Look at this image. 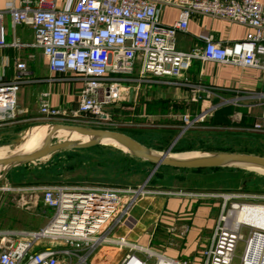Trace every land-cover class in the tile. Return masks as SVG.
Masks as SVG:
<instances>
[{
	"label": "built area",
	"instance_id": "obj_1",
	"mask_svg": "<svg viewBox=\"0 0 264 264\" xmlns=\"http://www.w3.org/2000/svg\"><path fill=\"white\" fill-rule=\"evenodd\" d=\"M44 3L48 6L42 7ZM165 6L179 10L177 20L169 26L158 22V14ZM192 14L237 23L248 31L242 40L231 44H221L206 34L201 48L178 51L175 36L186 32ZM5 15L13 29L24 26L31 30L30 43H22L16 37L7 42ZM7 47L39 50L52 76L82 83L74 112L107 118L105 107L122 99L128 89L123 83L174 84L175 78L181 77L194 59L264 69V3L261 0H66L56 5V0H8L0 10V126L16 119L20 88L40 81L32 76L23 60H15L7 73L8 65L1 59ZM39 109L48 118L63 115L58 108L44 102L39 104ZM204 114L195 119L184 116L185 127L201 120ZM251 130L264 133V114ZM37 189L41 190L43 202L52 215L39 231L27 233L30 239L0 231V264H57L59 253H69L52 247L32 250L33 242L38 239L62 240L76 248L89 242L91 247L100 243L105 231L125 211V202L118 194L132 192L74 185ZM243 207L232 205V212L235 214ZM223 209L224 204L198 264H232L239 242L242 248L238 264H264V229L242 222L233 224ZM243 226L249 230L243 232ZM155 258L154 264H197L160 255ZM119 264L147 263L127 253Z\"/></svg>",
	"mask_w": 264,
	"mask_h": 264
},
{
	"label": "crops",
	"instance_id": "obj_2",
	"mask_svg": "<svg viewBox=\"0 0 264 264\" xmlns=\"http://www.w3.org/2000/svg\"><path fill=\"white\" fill-rule=\"evenodd\" d=\"M65 1L56 0V5ZM261 1L264 3V0ZM7 3L8 0H0V10ZM46 3L42 7H47ZM178 11L175 6L163 7L158 14L159 24H173L178 18ZM3 24L8 43L14 37L25 44L32 41L31 30L24 26L13 29L7 15L4 16ZM247 31L245 26L237 23L192 14L186 32L176 34L175 47L183 52L194 47L201 48L206 34L212 35L216 42L231 44L242 40ZM37 52L38 50L32 48L7 47L1 53L2 62L8 65L7 73L11 72L15 60H23L32 76L40 81L20 88L17 118L11 123L1 125L0 131L24 120L21 117L28 111L23 101L24 95H31L37 108L44 102L50 107L58 108L62 114L75 111L82 83L69 77L62 79L52 76L45 59L39 52L36 55ZM29 55L33 57L29 58ZM36 67L43 69V73L38 74ZM174 81L170 85L153 82L138 86L133 82H125L123 84L128 89L122 94V99L105 107L104 111L114 118V125L127 130L138 125L145 126L135 123L140 118H147L149 121L163 118L164 122L162 120L149 126L163 127L172 134L180 130L182 125L184 127V116L195 119L205 112L204 117L195 121L186 132L201 137L212 134H226L231 138L239 135H244L243 138L264 136V133L251 130L253 124L264 114V69L194 59L189 69ZM42 94L45 96L41 97ZM34 134H24L20 142ZM128 195L130 194L127 192L122 196L123 201ZM163 195L160 193L146 197L144 202L139 198L132 199L131 195L126 213L119 216L118 221L104 233V239L92 247L91 242L76 248L48 239H38L33 242L32 250L38 251L47 247L58 251L67 250L68 254L59 253L57 264H119L127 253L134 254L147 264H154L155 255L201 263L202 251L211 241L223 204L217 197L185 198L187 201L181 203L177 195ZM160 223L169 236L160 238L158 247H153L152 230ZM44 225L45 223L38 227L30 223L22 227L23 229L0 231L13 232L20 239H30L27 233L37 232Z\"/></svg>",
	"mask_w": 264,
	"mask_h": 264
},
{
	"label": "rangeland",
	"instance_id": "obj_3",
	"mask_svg": "<svg viewBox=\"0 0 264 264\" xmlns=\"http://www.w3.org/2000/svg\"><path fill=\"white\" fill-rule=\"evenodd\" d=\"M38 52L41 53L39 50ZM38 52L36 55L39 54ZM35 69L38 74L43 73V69L38 67ZM23 101L28 107V111L21 117L24 120L0 131V151H9L29 129L40 125L64 124L92 129L119 130L156 152H161L168 146L170 140L179 134L178 137L182 138L177 139L172 146L171 155L230 152L264 156V136L243 138L244 135H239V137L236 136L237 138H231L226 134H212L201 137L195 133L186 132L189 127L186 128L185 124L172 134L163 127L149 126L160 123L162 120L164 122L163 118L157 121L140 118L135 123L145 124V126L138 125L127 130L114 125V118L107 114V118H102L100 114L95 116L68 112L55 118H48L37 108L31 95H24ZM63 140L69 139L62 135L51 134L48 138L38 141L33 151L39 149L46 141L61 142ZM150 169L149 162L124 152L115 145L101 143L89 149L60 152L26 166L0 173V230L23 229L22 227L30 223L38 227L43 223L46 224L52 215V210L44 204L42 192L37 188L53 186L74 185L120 191L132 190L128 198L123 201L125 211L131 202V195L132 199L139 198L141 202H144L146 197L170 193L177 195L181 203L189 198L217 197L224 204L223 211L231 216L233 224L239 221L234 218L232 205L239 208L241 206L264 207V173L251 166L238 165L202 171L159 166L143 188L137 191ZM123 195L119 193L118 197L122 198ZM125 211L119 216L124 215ZM249 227L243 226V232H247ZM108 230L110 228L105 232ZM168 236L169 234L165 233L160 223L152 230V246L158 247L160 238H168ZM54 242L66 244L62 240ZM241 248L242 243L239 242L232 264H238Z\"/></svg>",
	"mask_w": 264,
	"mask_h": 264
},
{
	"label": "water",
	"instance_id": "obj_4",
	"mask_svg": "<svg viewBox=\"0 0 264 264\" xmlns=\"http://www.w3.org/2000/svg\"><path fill=\"white\" fill-rule=\"evenodd\" d=\"M52 126L54 128H61L63 130H66L69 133H76L78 135L87 137L88 140L84 142L73 140H63L61 142L46 141L45 144H43L39 149L35 151L0 162V173H6L13 169L26 166L60 152L92 148L98 144H101V139L110 140L126 149L133 156L143 159L151 164L149 173L147 174L142 185L138 188L137 191L143 188L144 184L159 166L191 171L231 167L238 165L252 167L254 166L264 169V156L254 154L219 152L215 154H207V156L205 157L195 159L170 158V150L178 139L179 134L175 136L169 142L168 146H166L161 152H156L152 151L142 142L131 137V135H128L127 133L119 130L92 129L64 124H54Z\"/></svg>",
	"mask_w": 264,
	"mask_h": 264
},
{
	"label": "bare ground",
	"instance_id": "obj_5",
	"mask_svg": "<svg viewBox=\"0 0 264 264\" xmlns=\"http://www.w3.org/2000/svg\"><path fill=\"white\" fill-rule=\"evenodd\" d=\"M27 133H35L32 137L18 141L9 151H0V162L10 160L15 157L22 156L24 154L32 152L35 144L41 139L48 138L49 135H62L69 140L73 141H81L84 142L88 140L87 137L78 135L76 133H69L66 130L61 128H54L53 126L40 125L37 128H32L27 131ZM101 143H108L117 146L122 149L124 152H128L126 149L117 145L116 143L110 140H100ZM207 156V153H198V154H182V155H171L169 153L170 158L174 159H195ZM252 167V166H251ZM259 172L264 173V169L260 167H254ZM231 217V216H230ZM235 220L242 222L243 224H247L252 227H256L259 229H264V207L262 206H244L242 209L235 213Z\"/></svg>",
	"mask_w": 264,
	"mask_h": 264
},
{
	"label": "trees",
	"instance_id": "obj_6",
	"mask_svg": "<svg viewBox=\"0 0 264 264\" xmlns=\"http://www.w3.org/2000/svg\"><path fill=\"white\" fill-rule=\"evenodd\" d=\"M214 169H217V168H214ZM191 171V170H190ZM193 171H202V170H193Z\"/></svg>",
	"mask_w": 264,
	"mask_h": 264
}]
</instances>
